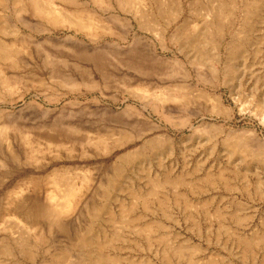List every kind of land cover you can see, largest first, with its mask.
Returning <instances> with one entry per match:
<instances>
[{
    "label": "rangeland",
    "instance_id": "rangeland-1",
    "mask_svg": "<svg viewBox=\"0 0 264 264\" xmlns=\"http://www.w3.org/2000/svg\"><path fill=\"white\" fill-rule=\"evenodd\" d=\"M33 1L0 3V264H264V0Z\"/></svg>",
    "mask_w": 264,
    "mask_h": 264
},
{
    "label": "bare ground",
    "instance_id": "bare-ground-1",
    "mask_svg": "<svg viewBox=\"0 0 264 264\" xmlns=\"http://www.w3.org/2000/svg\"><path fill=\"white\" fill-rule=\"evenodd\" d=\"M4 2V0H0V3H3ZM32 6L34 7V9L35 10H38V11H41L42 9H41V6L38 4V3H35L33 0H32ZM75 11L76 12H81L82 10H79V9H75ZM67 14V13H66ZM57 17H60V15H58ZM73 196H74V192H69L68 194H67V201H66V203H65V206H63V207H58V206H54L53 207V211L54 212H56V213H58V215H60L59 213L61 212V209L63 208V210H65L66 211V209L68 210V208L70 207V205H71V200H72V198H73ZM55 196H50L49 198L51 199V198H54ZM54 200V199H53ZM51 202V201H50ZM52 208V207H51ZM51 210V211H52ZM53 214V213H52Z\"/></svg>",
    "mask_w": 264,
    "mask_h": 264
}]
</instances>
